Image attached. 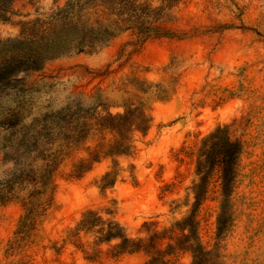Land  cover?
Wrapping results in <instances>:
<instances>
[{"label": "rangeland", "instance_id": "374dc122", "mask_svg": "<svg viewBox=\"0 0 264 264\" xmlns=\"http://www.w3.org/2000/svg\"><path fill=\"white\" fill-rule=\"evenodd\" d=\"M225 128L221 187L196 150ZM0 264H264V0H0Z\"/></svg>", "mask_w": 264, "mask_h": 264}, {"label": "trees", "instance_id": "16d2710c", "mask_svg": "<svg viewBox=\"0 0 264 264\" xmlns=\"http://www.w3.org/2000/svg\"><path fill=\"white\" fill-rule=\"evenodd\" d=\"M101 127L115 132L117 140L108 148V154L126 155L129 153V148L125 146L128 136L133 131H139L145 133L147 130L148 120L145 119L142 113L133 114L131 111L126 110L123 115L111 116L108 115L102 120ZM133 128V129H132ZM234 143H230L227 137V128L217 129L208 138L203 139L196 150V172L201 182L209 178L208 172L215 173L216 177L220 181L221 187L225 184V180H228L230 171H226L227 159L231 158V154L234 153ZM98 157H94L92 161H97ZM55 160L52 159V163L45 165L43 172H40L41 178H46V173L52 170V165ZM86 165L80 163L74 169V172L80 173ZM211 167V168H210ZM48 171V172H47ZM48 177V176H47ZM194 192L196 195H200L202 192V183L194 186ZM101 218L96 217V213L87 211L84 213L82 220L79 223V230H87L95 232L98 242H112L119 241L114 248L118 249V253L128 252L134 253L137 248H130L129 244L132 242L125 234L124 229L116 222H110V226L104 229L98 223Z\"/></svg>", "mask_w": 264, "mask_h": 264}]
</instances>
